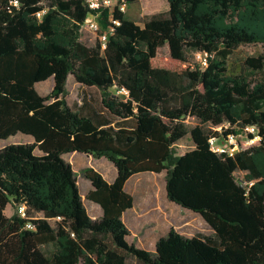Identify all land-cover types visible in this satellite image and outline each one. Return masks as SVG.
I'll return each instance as SVG.
<instances>
[{
	"label": "trees",
	"instance_id": "trees-1",
	"mask_svg": "<svg viewBox=\"0 0 264 264\" xmlns=\"http://www.w3.org/2000/svg\"><path fill=\"white\" fill-rule=\"evenodd\" d=\"M13 1L0 0V139H33L0 148V264H264V55L245 60L257 80L227 63L240 45L264 43V0H168L169 10L143 25L115 11L121 23L104 50L81 40L97 12L87 0ZM99 20L110 24L108 9ZM166 44L170 56H161ZM196 51L209 53L208 65L191 58ZM70 75L100 89L105 112L87 95L80 108L68 103ZM51 78L52 91L41 94L37 84ZM188 117L200 123L190 127ZM221 125L225 134L255 125L262 139L219 154L209 136ZM187 135L193 147L180 153ZM76 151L117 168L112 182L83 169L92 185L85 196L103 209L97 218L64 157ZM148 171H165L168 198L213 234L171 228L154 251L131 242L123 215L134 196L125 186Z\"/></svg>",
	"mask_w": 264,
	"mask_h": 264
},
{
	"label": "rangeland",
	"instance_id": "rangeland-1",
	"mask_svg": "<svg viewBox=\"0 0 264 264\" xmlns=\"http://www.w3.org/2000/svg\"><path fill=\"white\" fill-rule=\"evenodd\" d=\"M48 0H45L47 3ZM168 0H142L134 3L128 2V8L125 12L126 17L135 20L143 25L147 15L155 13H166L169 10ZM81 40L88 45L96 44V36L88 30H83ZM159 54L161 56H170L169 45L161 47ZM191 58L197 60L196 52L190 53ZM264 55V43L242 44L229 54L227 58L228 67L231 72H244L254 79L261 78V72L248 69L245 60L250 56ZM54 86V80L48 79L37 84V89L43 95H48ZM68 94L66 96L68 103L74 108H80L85 102L84 95L88 96L90 106L100 111H104L101 103V91L97 87H86L79 83L73 75L69 77L67 83ZM186 122L190 127L200 123L195 117H188ZM210 127V125H206ZM220 127V126H218ZM216 129H220V128ZM32 137L19 133L10 136L7 139H0V148L19 142H30ZM246 140H243V143ZM176 149L183 153L192 148L191 136L187 135L178 142ZM248 145V144H247ZM37 151H39L37 149ZM65 159L72 164L77 172V181L80 191L83 195L84 204L93 218L101 215L102 209L97 204L86 198V193L92 187L91 181L85 176L83 169L92 166L99 170L107 179L111 180L117 173V168L113 162L106 157L96 158L83 152H72L64 155ZM246 171L238 170L236 176L238 179H246ZM166 172L153 173L146 172L133 176L127 184L130 192L136 196V206L128 212L125 217V223L130 230V240L143 248H151L157 239L165 236L171 228L180 232L184 236H194L200 233L211 235L213 229L207 221L198 213L183 208L170 202L165 192ZM14 209L8 206L6 213L12 214ZM130 264H141L135 259H129Z\"/></svg>",
	"mask_w": 264,
	"mask_h": 264
},
{
	"label": "built area",
	"instance_id": "built-area-1",
	"mask_svg": "<svg viewBox=\"0 0 264 264\" xmlns=\"http://www.w3.org/2000/svg\"><path fill=\"white\" fill-rule=\"evenodd\" d=\"M88 5L92 10L97 12H91L81 27L83 30H88L96 36V41H99L101 48L104 50L107 48L109 36L112 35L116 30V25H119L121 21L114 17L115 11H121L125 13L128 8V0H87ZM15 5L19 4L18 0H14ZM105 9L109 10V22L107 27H103L99 20V15ZM43 11L38 12V15H42ZM197 60L203 65H208L209 53L207 51H196ZM117 92L128 94V90L125 87L120 88ZM229 126L226 125V128ZM217 128V127H216ZM215 128V129H216ZM218 131L221 135H215L214 133L209 136L210 147L213 151L219 154L234 155L237 153L243 144V140H246V144H253L256 141L262 139L258 128L255 125H247L244 127H234L235 129L228 133H223L225 128L221 125ZM233 128V127H231ZM245 183H248L245 181ZM253 184V181L249 182ZM19 210L22 215L26 213V206L21 204ZM29 227H33L32 223H28Z\"/></svg>",
	"mask_w": 264,
	"mask_h": 264
},
{
	"label": "crops",
	"instance_id": "crops-1",
	"mask_svg": "<svg viewBox=\"0 0 264 264\" xmlns=\"http://www.w3.org/2000/svg\"><path fill=\"white\" fill-rule=\"evenodd\" d=\"M71 76V75H70ZM69 76V77H70ZM68 80H69V78H68ZM68 83V82H67ZM84 86V85H83ZM179 144V143H178ZM192 147H193V144H192ZM184 153V152H183ZM148 172H150V171H148ZM141 173H146V172H141ZM141 173H138V174H141ZM153 173H161V172H153ZM135 175H137V174H135ZM135 175H133V176H135ZM117 176V173H116V175L111 179V180H109V181H114V179H115V177ZM132 176V177H133ZM131 177V178H132ZM131 178L129 179V181L131 180ZM128 181V182H129ZM128 182L126 183V186H125V188H126V190L128 191V192H130L129 190H128V188H127V184H128ZM165 188H166V186H165ZM165 192H166V196H167V198H168V195H167V189H165ZM133 196H134V206L132 207V208H129L128 210H126L125 212H124V215H123V219H124V217H125V215L128 213V212H130V211H132V209L136 206V196L134 195V193H132V192H130ZM170 200V199H169ZM170 202H172L173 204H177V203H175V202H173V201H171L170 200ZM95 203V202H94ZM98 204V203H97ZM99 205V204H98ZM177 205H179V204H177ZM100 207H101V205H99ZM180 206V205H179ZM101 209H102V207H101ZM102 213H103V209H102ZM102 213H101V215H102ZM11 215V214H10ZM100 215V216H101ZM125 221V220H124ZM130 236V235H129ZM129 240H130V238H129ZM131 241V240H130ZM157 241H158V239L156 240V242L154 243V246L153 247H149V248H144V249H147V250H151V251H154L155 250V248H156V243H157ZM131 242H133V241H131ZM136 244V243H135ZM137 245V244H136ZM138 246V245H137ZM138 247H140V246H138ZM140 248H143V247H140Z\"/></svg>",
	"mask_w": 264,
	"mask_h": 264
}]
</instances>
